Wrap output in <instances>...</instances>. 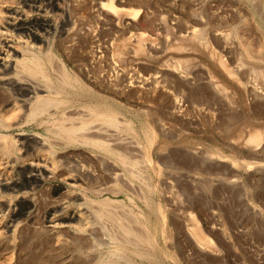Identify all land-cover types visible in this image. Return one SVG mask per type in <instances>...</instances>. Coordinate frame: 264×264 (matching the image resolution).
<instances>
[{
  "label": "rangeland",
  "instance_id": "374dc122",
  "mask_svg": "<svg viewBox=\"0 0 264 264\" xmlns=\"http://www.w3.org/2000/svg\"><path fill=\"white\" fill-rule=\"evenodd\" d=\"M0 51V264H264V0H0Z\"/></svg>",
  "mask_w": 264,
  "mask_h": 264
},
{
  "label": "bare ground",
  "instance_id": "6f19581e",
  "mask_svg": "<svg viewBox=\"0 0 264 264\" xmlns=\"http://www.w3.org/2000/svg\"><path fill=\"white\" fill-rule=\"evenodd\" d=\"M53 4H56V0H53ZM64 11L66 12V10H64ZM16 26L21 27V26H23V24L22 23H18V24H16ZM14 65H15V62L14 61H11V62L10 61H7L5 59V57L3 56V52L0 51V67H2L4 69H10V68L14 67ZM8 83H12V85H15L13 82H8ZM12 87H13V89H16L17 88L18 90L22 91L23 94L24 93H28V92L29 93L32 92V86L30 84H23V85H20V87H17L15 85V86H12ZM258 134L259 133L255 134V135L252 134L251 135V138L253 140H256V139L258 140V137H259ZM27 139L30 142L38 141L36 138H33L31 136L29 138H27ZM33 146H34V144L31 143L27 147L32 148ZM26 165H27V168H26V171H27L26 179L27 180H32V179H39L40 180V179H42V177L44 175H47V174L52 173V168H51L49 162L44 161V160L43 161H38V162H36L35 160H30ZM13 185L15 186V184H13ZM106 208H107V206H106ZM88 211H89L88 209H79L78 212L71 214V218H77L79 221H83L84 220L83 219V216H84L85 213H88ZM18 216H19V211L17 210V208H11V210H10V221L11 222L15 221L18 218ZM84 218L88 222H90L91 224H94L95 223L94 220H92V219L89 220L90 219L89 217H84ZM10 221H9V224L7 226H10V223H11ZM95 221L97 222V219H95ZM129 230H130V228L127 229V231H129ZM104 239L105 240H103V239L102 240L105 243L112 244V241H111V239H110L109 236H105Z\"/></svg>",
  "mask_w": 264,
  "mask_h": 264
}]
</instances>
